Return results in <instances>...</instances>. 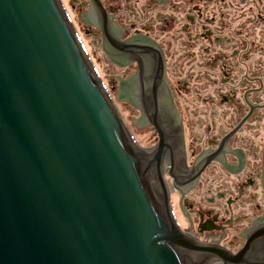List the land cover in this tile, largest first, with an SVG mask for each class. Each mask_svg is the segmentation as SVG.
Here are the masks:
<instances>
[{
	"label": "water",
	"instance_id": "95a60500",
	"mask_svg": "<svg viewBox=\"0 0 264 264\" xmlns=\"http://www.w3.org/2000/svg\"><path fill=\"white\" fill-rule=\"evenodd\" d=\"M68 20L0 0V264L239 262L165 209L163 141L151 158L126 133Z\"/></svg>",
	"mask_w": 264,
	"mask_h": 264
},
{
	"label": "flooded vegetation",
	"instance_id": "af4514ba",
	"mask_svg": "<svg viewBox=\"0 0 264 264\" xmlns=\"http://www.w3.org/2000/svg\"><path fill=\"white\" fill-rule=\"evenodd\" d=\"M79 5L85 32L111 62L106 92L155 137L149 148L132 139L155 148L151 158L163 141L159 162L169 168L157 175L177 223L170 193H178L180 228L238 258L230 264H264V0Z\"/></svg>",
	"mask_w": 264,
	"mask_h": 264
},
{
	"label": "rangeland",
	"instance_id": "374dc122",
	"mask_svg": "<svg viewBox=\"0 0 264 264\" xmlns=\"http://www.w3.org/2000/svg\"><path fill=\"white\" fill-rule=\"evenodd\" d=\"M59 1L62 3L63 9L66 15L68 16L72 28L74 29L76 36L78 37L80 44L84 49L97 77L99 78L104 88L107 89L109 84L107 85L106 83V77L107 75L109 76V74L111 75L110 73L111 70H109V65L111 62L109 59L105 57V54L102 52L100 46L99 45L95 46L92 43V37L84 30L87 27L85 25V21L80 19V17L78 16L81 10L82 11L85 10V8L78 10L80 6L79 2L81 0L76 1L77 2L76 7L72 5V0H59ZM110 99L112 100L114 107L118 112L122 122L123 121L126 122L125 124L128 127V132L131 134L133 139H135L142 146L153 144L155 141L154 133L151 130H148L147 128L138 129L135 127L134 123H132V120L130 118L134 117L135 110L125 106L121 100L118 101L113 94L110 96ZM125 114H127L126 117ZM170 196H171L172 204L175 207L174 211L178 223H180V225H185L186 224V221L184 219L185 217L181 213V211L178 210L176 206L178 200V193L171 192Z\"/></svg>",
	"mask_w": 264,
	"mask_h": 264
},
{
	"label": "bare ground",
	"instance_id": "6f19581e",
	"mask_svg": "<svg viewBox=\"0 0 264 264\" xmlns=\"http://www.w3.org/2000/svg\"><path fill=\"white\" fill-rule=\"evenodd\" d=\"M62 7V6H61ZM65 15H66V13H65ZM66 17H67V15H66ZM67 19H69L68 17H67ZM69 21V20H68ZM70 22V21H69ZM71 24V23H70ZM72 26V25H71ZM74 30V29H73ZM75 32V31H74ZM76 34V33H75ZM78 38V37H77ZM79 40V39H78ZM80 42V41H79ZM105 92H106V90H105ZM106 94H107V96H109L108 95V93L106 92ZM110 97V96H109ZM113 107H114V105H113ZM114 109H115V107H114ZM115 111H116V109H115ZM117 113V112H116ZM118 114V113H117ZM118 116H119V114H118ZM121 123H122V125H123V122L121 121ZM128 135H131L130 133H127ZM132 137V136H131ZM159 170H161V171H167V169L166 168H162V167H157V171H159ZM159 174V173H158ZM160 176H162L161 175V173L159 174ZM159 181H160V184H164V186H166V183L164 182V181H161V179L159 178ZM162 196H163V201H164V206H165V209H166V207H168V192H166V193H164V192H162ZM170 207V206H169ZM169 207H168V209H169ZM186 236H188V238H193V239H195L194 237H192V236H189L188 234L186 235Z\"/></svg>",
	"mask_w": 264,
	"mask_h": 264
}]
</instances>
